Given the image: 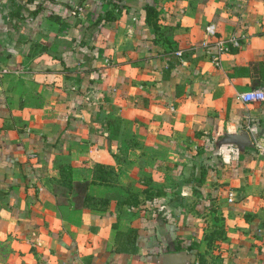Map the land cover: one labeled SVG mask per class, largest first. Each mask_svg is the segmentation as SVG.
I'll use <instances>...</instances> for the list:
<instances>
[{
    "label": "crops",
    "instance_id": "1",
    "mask_svg": "<svg viewBox=\"0 0 264 264\" xmlns=\"http://www.w3.org/2000/svg\"><path fill=\"white\" fill-rule=\"evenodd\" d=\"M254 89L264 0H0V264H199L210 208L227 264H264ZM128 156L148 192L93 207Z\"/></svg>",
    "mask_w": 264,
    "mask_h": 264
},
{
    "label": "rangeland",
    "instance_id": "2",
    "mask_svg": "<svg viewBox=\"0 0 264 264\" xmlns=\"http://www.w3.org/2000/svg\"><path fill=\"white\" fill-rule=\"evenodd\" d=\"M148 165V158L145 156H141L140 162L131 159L129 156L123 159L119 171L112 169L107 173V181L110 187L108 195L98 198L100 200H96V197L92 198L94 201L90 202L91 205L95 208L99 207L100 209H109L116 206L123 207L126 205L124 202L128 196L131 197L136 192L140 194L147 193V188L152 186L154 180L153 175L148 170ZM66 181L72 182L73 179L71 178L70 180V177H68ZM83 184L87 183H80L75 187L73 182L71 186V184H67L63 180L61 184L63 189L70 188V191L77 193L75 197L77 206L84 205L83 195L84 193L87 194V192H85L86 188ZM80 193L83 194L81 195ZM213 211L214 209L210 208L205 212L204 225L202 226L205 233L201 239L199 248V264H227L229 257V252L227 253L226 249H224V243L228 239L226 218L224 214L219 215Z\"/></svg>",
    "mask_w": 264,
    "mask_h": 264
},
{
    "label": "built area",
    "instance_id": "3",
    "mask_svg": "<svg viewBox=\"0 0 264 264\" xmlns=\"http://www.w3.org/2000/svg\"><path fill=\"white\" fill-rule=\"evenodd\" d=\"M207 32L210 35H213L216 32L215 26L209 25L207 27ZM219 44L223 45V42H220ZM242 98L246 102L261 101V100H264V91L261 89H254V90L243 93Z\"/></svg>",
    "mask_w": 264,
    "mask_h": 264
},
{
    "label": "water",
    "instance_id": "4",
    "mask_svg": "<svg viewBox=\"0 0 264 264\" xmlns=\"http://www.w3.org/2000/svg\"><path fill=\"white\" fill-rule=\"evenodd\" d=\"M233 138L235 139L236 136H233ZM237 138L241 139V144L243 142L244 145H249V146L252 145V141L247 134L239 135V136H237ZM243 139H244V141H243ZM180 255H182V254H178V253L173 252V253L167 254V258H168L170 263H174L176 261V259L181 257Z\"/></svg>",
    "mask_w": 264,
    "mask_h": 264
},
{
    "label": "trees",
    "instance_id": "5",
    "mask_svg": "<svg viewBox=\"0 0 264 264\" xmlns=\"http://www.w3.org/2000/svg\"><path fill=\"white\" fill-rule=\"evenodd\" d=\"M73 182V181H72ZM72 182L70 181V184L72 186ZM80 183H78L77 185H79ZM84 185V184H83ZM88 203V195H86L85 201H84V205H87ZM209 206V203L205 205V207Z\"/></svg>",
    "mask_w": 264,
    "mask_h": 264
}]
</instances>
